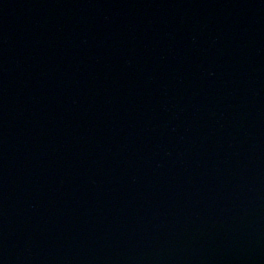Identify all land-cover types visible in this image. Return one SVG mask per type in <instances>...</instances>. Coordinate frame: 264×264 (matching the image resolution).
<instances>
[{
  "label": "water",
  "instance_id": "water-1",
  "mask_svg": "<svg viewBox=\"0 0 264 264\" xmlns=\"http://www.w3.org/2000/svg\"><path fill=\"white\" fill-rule=\"evenodd\" d=\"M0 264H264V0H0Z\"/></svg>",
  "mask_w": 264,
  "mask_h": 264
}]
</instances>
